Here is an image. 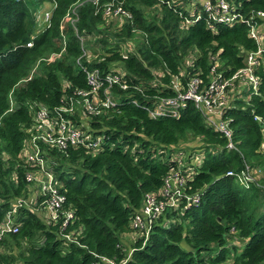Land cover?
<instances>
[{"label": "trees", "instance_id": "obj_1", "mask_svg": "<svg viewBox=\"0 0 264 264\" xmlns=\"http://www.w3.org/2000/svg\"><path fill=\"white\" fill-rule=\"evenodd\" d=\"M53 1L51 27L36 34V12ZM79 1L0 0V223L12 201L30 194L28 168L19 153L32 125L34 107L59 105L65 82L72 88H88L77 63L82 54L80 35L95 36L104 51V62L84 61L85 65L108 71L112 62L120 64L151 94L156 92L149 86L155 71L164 72L165 83L181 70L202 72L207 80L215 65L229 79L246 66L247 55L258 49L246 25H218L215 31L203 20L185 25L181 12L194 18L180 6L188 0H103L125 1L133 15L132 21H123L116 31H111L113 24L106 25L94 5L77 6ZM228 1L243 14L264 12V0ZM154 8L161 12L159 19L147 15ZM61 31L67 49L61 57L47 61L62 48ZM135 31L142 41L127 56L120 54V43L109 46V39L126 40ZM33 35L37 37L32 39ZM32 40L34 45L28 48ZM41 59L33 74L34 64ZM259 60V92L243 88L227 109L237 150L226 148L227 141L207 127L192 102L178 118L156 120L141 107L125 105L122 115L104 123L111 139L100 154L93 156L82 149L52 154L66 207L75 213V228L84 229L79 240L83 247L61 239L59 228L40 212L21 208L15 215L19 232L5 235L0 242V264H94L98 257L119 264H264V147L262 126L255 120L258 116L264 121V53ZM94 126L101 123L94 122ZM189 136L199 146L186 153L205 154L190 183L194 192L203 193L201 203L179 215L164 214L148 239H138L130 254L123 237L133 232L132 219L145 197L158 193L168 172L177 168L176 157L184 152L177 149ZM246 166L256 178L248 187L227 176Z\"/></svg>", "mask_w": 264, "mask_h": 264}, {"label": "built area", "instance_id": "obj_2", "mask_svg": "<svg viewBox=\"0 0 264 264\" xmlns=\"http://www.w3.org/2000/svg\"><path fill=\"white\" fill-rule=\"evenodd\" d=\"M52 3L56 6L54 1ZM82 3L94 5L97 13H101L104 17L106 25L133 19V15L122 1L103 3V0H80L77 6ZM180 6L194 17L184 16L181 12L187 26L200 20H203L212 31H215L218 25L230 27L246 25L249 37L257 43V51L250 52L246 58V66L229 79L223 78L215 65L207 80L202 78V72L191 74L181 70L179 74L172 76L169 83H165L162 81L165 78L164 72L159 74L155 71L153 74L156 78L154 82L149 83V86L156 92L151 94L144 86L135 83L136 77L123 69L120 64L112 62L108 71L85 65L84 61L101 64L105 58L95 54L92 45L89 48L85 43L91 38L90 35L85 33L80 35L82 54L77 59V63L85 75L88 88H72L69 82H65L59 105L53 109L45 105L34 107L32 125L26 131L27 138L19 153L20 160L28 168L26 181L29 184L30 194L12 201L11 209L5 220L0 223V242L5 235L19 232L20 226L15 220V215L19 209L28 208L40 212L47 222L57 226L60 238L66 243L83 247L79 240L84 229L75 228V213L66 207L67 197L64 186L53 171L52 154L67 152L70 149H82L93 156L100 154L111 139L107 134L109 129L104 123L122 115V107L125 105L141 107L151 119L156 120L178 118L187 104L192 102L201 113L207 127L218 132L227 141L226 148L237 150L233 141L231 118H227L226 114L233 97L238 91L240 92L243 84H248L254 94L259 92L261 78L256 71L261 65L259 57L264 53V23L261 24L259 20H264V12L253 10L249 14H243L228 0H188L182 1ZM75 11L76 9L72 11L73 15H76ZM52 15V11H42L43 19L41 17L39 20L37 16L38 22L40 21L39 26H43V30L51 27ZM69 17L68 14L66 18ZM74 21L76 19L72 20ZM40 32L42 31H37L36 34ZM36 37L37 35H33L32 39ZM33 45L32 40L27 47L32 48ZM60 45L61 50L53 53L47 61L59 58L65 53L68 44L64 31H61ZM133 50L128 46V53ZM120 54L128 55L121 51ZM187 65L191 67L193 61L189 59ZM31 79L32 76L28 80ZM236 83L239 84V88ZM168 92L171 93L165 95ZM255 120L262 126L264 147V121L258 116ZM94 122L101 123V126L95 127ZM204 159L203 151L190 154L184 151L176 157L177 168L168 172L158 193H150L145 197L141 210L134 215L131 222L132 234H138L139 239L144 237L147 240L164 214L172 212L179 215L200 205L203 193L194 192L190 183L195 179V167H200ZM252 174L251 169L246 166L240 173L229 171L227 176L235 177L241 185L248 187L250 182L256 180ZM14 180L17 183L18 178L14 177ZM94 264L119 263L113 259L98 257V261ZM121 264H126V261Z\"/></svg>", "mask_w": 264, "mask_h": 264}, {"label": "rangeland", "instance_id": "obj_3", "mask_svg": "<svg viewBox=\"0 0 264 264\" xmlns=\"http://www.w3.org/2000/svg\"><path fill=\"white\" fill-rule=\"evenodd\" d=\"M122 2H124V5H125V1H122ZM53 7H54L53 6V3H47V4H44L42 7H40L38 9V11L36 12V15L38 16L39 20H41L42 11H44V12H51L52 9H53ZM160 13L161 12H160V10L158 8L157 9L154 8V9H151V10H148L147 11V15L151 19H156V18L159 19L160 18ZM39 15H41V16H39ZM42 19H43V17H42ZM72 23H74V22H72ZM39 24H40V21L38 22L37 31H42L44 27L43 26L42 27L39 26ZM110 24H113V25H110L111 31H113V30L116 31L117 28H120L121 27V25H120L119 22H111ZM107 28L110 29L109 27H107ZM120 30H121V28H120ZM103 37H104V35H103ZM92 39L93 38L87 39V41L85 43H87V45L90 43L92 46H94V44H92ZM141 41H142V36L140 35V33L138 31H135L133 33V36L131 38H129V39H126V40L118 41V40H116L114 38L109 39V42H110L109 46H114V45L120 43L121 44L120 45L121 46L120 47V49H121L120 51L122 53H124V54H128V51H127L128 46L132 47L135 50V48H137V47H134V46L139 45V43ZM91 45H88V47L90 48ZM92 46H91V48L93 49V51L95 52V54H100L102 56V58H103L104 51H103V53L101 51V49L103 48V46L100 43H98V45L96 44L94 47H92ZM43 61H44V59H41V60L37 61L36 64H34L33 69H35V70L32 71V72H34L33 74L36 73L37 67L40 66V64ZM157 72L159 74H161V71H157ZM246 87H249L248 84H243V86L241 87L240 90H243V88H246ZM198 146H199L198 145V142L193 141L192 140V137L189 136L188 139L184 143H182V147L180 146L177 150L181 149V151L189 152L190 149H192V150L193 149H196ZM252 176H253V174H252ZM253 177L255 178V176H253ZM138 239H139V235L138 234H135L134 235L132 233L126 234L123 237V243H124V245L127 248V251L129 253H131L133 251L132 247L135 245V243H136V241Z\"/></svg>", "mask_w": 264, "mask_h": 264}, {"label": "crops", "instance_id": "obj_4", "mask_svg": "<svg viewBox=\"0 0 264 264\" xmlns=\"http://www.w3.org/2000/svg\"><path fill=\"white\" fill-rule=\"evenodd\" d=\"M91 36V35H90ZM100 37V36H99ZM91 38H93L92 39V44H94V46L97 44L98 45V43H97V40H98V38H96L95 36H91ZM88 45H91L90 43L88 44Z\"/></svg>", "mask_w": 264, "mask_h": 264}]
</instances>
